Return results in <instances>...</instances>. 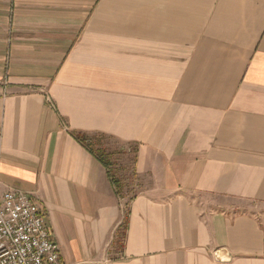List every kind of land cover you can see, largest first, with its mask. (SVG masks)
<instances>
[{"label":"crops","instance_id":"crops-1","mask_svg":"<svg viewBox=\"0 0 264 264\" xmlns=\"http://www.w3.org/2000/svg\"><path fill=\"white\" fill-rule=\"evenodd\" d=\"M12 189L63 264H264V0H0Z\"/></svg>","mask_w":264,"mask_h":264},{"label":"built area","instance_id":"built-area-1","mask_svg":"<svg viewBox=\"0 0 264 264\" xmlns=\"http://www.w3.org/2000/svg\"><path fill=\"white\" fill-rule=\"evenodd\" d=\"M0 264H63L42 208L19 190L0 198Z\"/></svg>","mask_w":264,"mask_h":264},{"label":"trees","instance_id":"trees-1","mask_svg":"<svg viewBox=\"0 0 264 264\" xmlns=\"http://www.w3.org/2000/svg\"><path fill=\"white\" fill-rule=\"evenodd\" d=\"M75 137L94 157L101 162L106 169H109L113 165V160L117 155H121V152H112L105 147V142L109 140L105 136L89 137L86 135L76 134ZM114 183L120 191L121 189L123 190L124 187L120 185L117 179Z\"/></svg>","mask_w":264,"mask_h":264},{"label":"rangeland","instance_id":"rangeland-1","mask_svg":"<svg viewBox=\"0 0 264 264\" xmlns=\"http://www.w3.org/2000/svg\"><path fill=\"white\" fill-rule=\"evenodd\" d=\"M113 145V142L111 141V140H107L106 142H105V147L106 148H109L110 149V146H112ZM122 236V235H121Z\"/></svg>","mask_w":264,"mask_h":264}]
</instances>
